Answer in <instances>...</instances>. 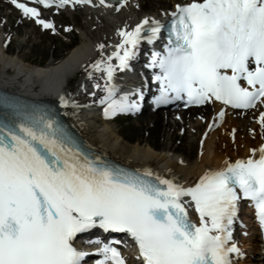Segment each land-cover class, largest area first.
<instances>
[{
	"label": "snow or ice",
	"instance_id": "1",
	"mask_svg": "<svg viewBox=\"0 0 264 264\" xmlns=\"http://www.w3.org/2000/svg\"><path fill=\"white\" fill-rule=\"evenodd\" d=\"M10 2L55 32L37 7ZM127 2L32 0L45 8L102 5L116 11ZM166 15L167 25L145 16L131 29L118 28L120 42L106 57L105 45L96 46L101 58L88 66V76L102 73L105 80L93 84L104 92L97 103L105 106V117L139 110L128 93L116 98L114 74L129 70L141 42L152 45L165 28L163 51L153 50L145 65L159 85L153 105L185 98L186 106L219 101L247 110L264 104V0H190ZM136 95L143 99L141 89ZM60 102L69 103L63 96ZM224 116L221 108L208 129ZM256 120L264 130V111ZM249 151L247 158L225 159L185 186L147 168L128 171L90 157L53 114L17 112L0 121V264H82L89 253L75 247L74 238L94 228L126 233L137 264H233L242 255L233 238L242 200L250 202L264 230V143ZM86 243L99 245L95 251L102 259L95 264H126L112 246L120 241Z\"/></svg>",
	"mask_w": 264,
	"mask_h": 264
},
{
	"label": "bare ground",
	"instance_id": "2",
	"mask_svg": "<svg viewBox=\"0 0 264 264\" xmlns=\"http://www.w3.org/2000/svg\"><path fill=\"white\" fill-rule=\"evenodd\" d=\"M177 1L188 2L190 0H128L127 6L122 7L120 11L102 5H98L91 13L80 9L58 12L52 9L43 11L41 18L51 21L55 27V32L51 29L47 31L51 49L69 32H72L73 29L66 31L60 25L67 17L72 19L79 39L57 61L49 60L44 65H39L32 60H27L21 48L33 33L40 34L41 27L13 11L8 0H0V88L33 99L58 97L65 92L66 86L78 72L83 71L90 62L94 63L101 58L99 52L101 50L96 47L98 44L105 45L102 51L106 57L115 50L114 46L120 40L117 33L118 28L127 25L130 29L145 16L158 20L166 13L174 11ZM159 5L166 6V8L159 9ZM138 6L152 9L143 11ZM80 16L84 19L82 22L79 21ZM11 20H14V24ZM19 23H23L25 27L21 38L17 35ZM7 38L8 45L16 47L12 53H8V46L3 47V42ZM34 44L35 41L31 42V46ZM115 76L116 74H114ZM93 80L94 73L91 79L86 75L82 82L76 83L74 90L68 92L80 95L87 89L91 90L93 84L97 83ZM61 86L63 91L59 89ZM95 90L93 94L97 95L98 92ZM72 101H75L80 107H74L70 103L69 106L61 108V115L88 146L117 162L140 170L147 168L164 178H172L175 182L183 184L196 183L205 170L219 168L225 159L229 160V155L233 156V162L236 159L247 158L250 155V149L258 148L260 144L264 143V139L258 140L257 138L248 141L242 140L244 146L238 149L239 152L232 154L222 145V142L226 140L225 127L234 128L239 133H246L245 131L250 129L252 134L258 133L254 132V129L257 123L256 117L259 116L260 111H264V104L261 103H258L256 107L258 108V105L261 104L259 112L255 111L254 113L256 123L251 120L252 118L249 119V115L245 116L246 111L235 110L219 102L187 109L181 107L167 111L166 114L158 110H148L145 112V118L150 117L151 121L146 129L150 130L151 128L150 132L155 131L153 136L161 138L156 145L155 138L148 136L145 139L136 137L131 142L120 132V129L111 125L112 121L103 118L98 110L82 104L76 97L72 98ZM204 107L207 108L202 109ZM221 108L225 110L222 122L217 128L209 130V121L214 119ZM196 110H201L203 114L192 116V112ZM179 126L183 129L182 138H188L192 143L196 140L199 146L198 156L193 161H188L177 155L179 147L177 145L172 147L168 143ZM139 127H144V121L135 125V129ZM258 128L259 131H264L260 126ZM203 134H205V138ZM190 156L191 151L188 152L187 157ZM244 212L246 211L244 210ZM195 218L198 222L196 214ZM240 231L241 234L237 235L235 228L233 229L234 240H239L241 253L248 252L253 246L258 247L256 254L251 255L248 252L247 259L244 261H237V258L234 257L233 264H264V253L261 249L258 231L246 232L243 229Z\"/></svg>",
	"mask_w": 264,
	"mask_h": 264
},
{
	"label": "rangeland",
	"instance_id": "3",
	"mask_svg": "<svg viewBox=\"0 0 264 264\" xmlns=\"http://www.w3.org/2000/svg\"><path fill=\"white\" fill-rule=\"evenodd\" d=\"M165 6L159 5V9L164 8ZM84 19L83 17H79V21L82 22ZM12 24H14V20H11ZM61 26L64 29L74 28L73 21L70 17H67L64 19V21L61 22ZM25 27L19 26L17 29V35L19 38H21L22 31ZM40 32V31H39ZM65 38V39H64ZM64 38H62L59 42L56 43L55 47L53 49L50 48L49 44V35L48 32L42 31L40 34H32V36L29 37V39L23 44L21 51L26 56L27 60H32L33 62L39 63V64H45L47 61L50 60L51 57H55L57 59H60L63 57L72 47V43H70V40H76L79 39V35L75 32V30H72V32H69ZM35 41L34 46H31V42ZM74 42V41H73ZM16 49L15 46H12L11 44L8 45V53H12ZM76 79L73 80L70 83V86L72 88L75 87ZM261 106V105H260ZM259 106V107H260ZM207 107H204L202 109H205ZM255 111L259 112V108L256 110H251L248 113L245 114L249 115V119L254 121V113ZM203 114L202 111L196 110L192 112V116L196 117V115ZM144 121V127H139L135 129V125ZM151 121L150 117L145 118V113L142 115L136 117L135 119L132 118H119L116 119L114 122H111V125L120 129V132L131 142L135 140L136 137L145 139L147 136L150 138H155L153 134H155V131L150 132L149 129H146V127L149 125V122ZM256 123V122H255ZM258 126H260L258 123L255 125L254 132H258ZM234 128H228L225 127L224 131H226V135L224 133V136L226 137V140L222 142V145L225 149L228 150V152H239L238 149H241L244 144L241 142L242 140L248 141V140H254V138H257L258 140L264 137L263 133H253L248 131H245L246 133H239L236 129L234 133V138L232 133V130ZM264 132V131H263ZM240 134V136H239ZM254 135V136H253ZM161 138H155L154 141L158 145ZM168 143L174 147L178 146V151L176 152L177 155L181 156L184 159H187L188 161H193L198 156V145L196 143V140H194V143L190 142L188 138H182L181 136V127L179 126L176 128L174 135L171 139L168 140ZM191 151V156L187 157L188 152ZM230 156V160H232L233 156ZM257 246H253L250 249V254H256ZM255 262V261H253Z\"/></svg>",
	"mask_w": 264,
	"mask_h": 264
}]
</instances>
